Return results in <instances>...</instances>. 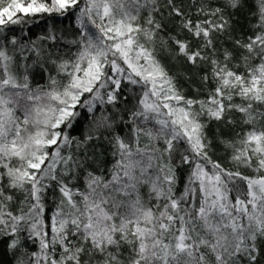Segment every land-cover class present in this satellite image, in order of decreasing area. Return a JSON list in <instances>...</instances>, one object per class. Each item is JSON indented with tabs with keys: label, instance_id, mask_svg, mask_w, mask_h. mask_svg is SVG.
<instances>
[{
	"label": "snow or ice",
	"instance_id": "snow-or-ice-1",
	"mask_svg": "<svg viewBox=\"0 0 264 264\" xmlns=\"http://www.w3.org/2000/svg\"><path fill=\"white\" fill-rule=\"evenodd\" d=\"M0 264H264V0H0Z\"/></svg>",
	"mask_w": 264,
	"mask_h": 264
},
{
	"label": "trees",
	"instance_id": "trees-1",
	"mask_svg": "<svg viewBox=\"0 0 264 264\" xmlns=\"http://www.w3.org/2000/svg\"><path fill=\"white\" fill-rule=\"evenodd\" d=\"M31 23V22H30ZM42 26V25H41ZM39 29L38 28H33V31H38ZM223 154L220 152V151H217L216 152V156L219 157V156H222ZM215 158V157H214Z\"/></svg>",
	"mask_w": 264,
	"mask_h": 264
}]
</instances>
